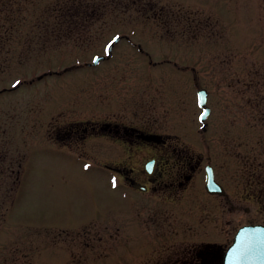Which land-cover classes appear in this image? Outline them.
Here are the masks:
<instances>
[{
	"label": "rangeland",
	"instance_id": "374dc122",
	"mask_svg": "<svg viewBox=\"0 0 264 264\" xmlns=\"http://www.w3.org/2000/svg\"><path fill=\"white\" fill-rule=\"evenodd\" d=\"M77 1L81 7L12 0V11L0 8L11 29L0 56V264H57L60 248L73 234L84 239L85 229L97 241L82 264H181L204 243L225 250L242 225H264V120L255 130L244 118L241 130L225 135L214 125L206 148L197 101L202 88L218 99L225 68L248 82L255 66L264 83V0ZM74 4L93 8L65 19L76 25L69 29L57 15ZM98 56L105 59L94 65ZM116 97L141 102L179 153L205 155L188 188L167 178L136 191L104 166L107 144L58 137L73 122L106 116ZM224 143L240 158L225 157ZM124 162L143 179L140 163ZM207 164L226 195L206 192ZM174 166L163 174L175 175Z\"/></svg>",
	"mask_w": 264,
	"mask_h": 264
},
{
	"label": "flooded vegetation",
	"instance_id": "af4514ba",
	"mask_svg": "<svg viewBox=\"0 0 264 264\" xmlns=\"http://www.w3.org/2000/svg\"><path fill=\"white\" fill-rule=\"evenodd\" d=\"M254 68L255 66H250L251 77H249L248 82L240 76L236 77L234 71L231 73L230 69L225 68L222 73L223 80L219 81L220 88L217 91L219 93L217 100L212 98L211 93L207 89V107L210 109V113L201 126L202 139L206 143V148L209 143L208 136L205 134H209L214 125H217V132L220 131L222 135H225L230 129L233 132L241 130L244 118L248 117L249 124L253 123V127L251 126L250 128L255 130L258 123L264 120V83L259 81L257 69ZM107 105L109 111L106 116L73 122L74 124L59 129L58 137L67 138L70 143H75L82 147L104 146L101 142L107 144L110 151L112 150V158L104 166H107L106 169L110 171L117 172L121 176L124 185L136 191L148 193L151 189L162 187V183H166L167 178H171L169 183L175 189L181 186L184 188L185 184V188H188L194 171L200 168L205 160V155H201L195 161L194 159L191 160L192 157H187L185 153H179L177 145L172 144L173 140L169 142L168 138L163 137L159 132L158 118L150 116L151 119L147 120V112L141 102L133 106L125 98L116 97L109 99ZM199 112L200 115L203 112L201 107H199ZM263 122L261 121V123ZM163 147L164 149H162ZM235 150L236 145L230 148L229 145L224 143L223 151L225 157H238L239 159L240 151ZM163 151L166 154V158L163 156ZM129 152L133 153L132 156H129ZM124 157H126V160ZM178 157H182L181 162H178ZM129 158L137 161V165H142V170L144 171L142 180L136 178L134 168L125 167L126 162L124 161H127V159L129 161ZM149 161L155 165V173L153 175H149L145 171L144 166ZM171 161L175 164L174 169L177 168L176 174L165 176L162 168ZM205 167L206 165L204 166V172ZM136 175L138 176V173ZM135 184L144 185L147 190L142 191L136 188ZM166 185L168 184L164 186ZM65 235L71 236L72 234ZM73 235H75L73 236L75 238L69 240V248H60L64 254L61 259L57 260V264H82L81 258H83L87 250L95 249L96 251L97 233L94 235L85 229L83 233L84 239H78L80 232ZM215 246V244L204 243L200 249L196 250L194 255H190L192 260H183L181 264H205L206 257L213 256L206 253L213 250ZM223 252L224 250L222 249L221 261Z\"/></svg>",
	"mask_w": 264,
	"mask_h": 264
},
{
	"label": "water",
	"instance_id": "95a60500",
	"mask_svg": "<svg viewBox=\"0 0 264 264\" xmlns=\"http://www.w3.org/2000/svg\"><path fill=\"white\" fill-rule=\"evenodd\" d=\"M120 40V37H119ZM118 40V42H119ZM116 42V43H118ZM114 43L110 49V53L116 44ZM100 59H94L93 64L97 65L105 57L98 56ZM208 92L206 89H201L198 91L199 106L203 108L204 119L200 121L204 122L209 113L210 109L207 105ZM201 114V115H202ZM145 171L149 175L155 173L154 163L147 162L145 164ZM206 179H205V190L209 194H217L224 196L226 191L224 187L218 183L215 179L214 168L212 165H206ZM136 188L146 191L147 187L140 184H135ZM222 264H264V225L263 224H246L241 226L234 236L233 242L224 251L222 257Z\"/></svg>",
	"mask_w": 264,
	"mask_h": 264
},
{
	"label": "trees",
	"instance_id": "16d2710c",
	"mask_svg": "<svg viewBox=\"0 0 264 264\" xmlns=\"http://www.w3.org/2000/svg\"><path fill=\"white\" fill-rule=\"evenodd\" d=\"M70 2V1H69ZM81 1H77L75 0V4L77 5V3H80ZM11 4H13L12 0H0V8L4 9L5 7H8V10L9 12L12 11V8H11ZM71 5V6H68L66 8L65 11H63L64 13L68 12L69 11V7H72L71 9H74V10H71L74 14H64V13H60L58 14L57 16L58 17H61L64 18L63 21L65 19H68V18H78L79 17V14L81 16H84L88 13L91 12V8H93L92 6H89V8H85V9H81V8H76V5ZM81 4H78L77 7H81ZM89 9V10H88ZM1 14V12H0ZM65 23H68V28L69 29H74L76 28V25L74 24V22H71V21H66L65 20ZM71 24V25H70ZM10 33H11V29L10 27H8L7 23L4 21L3 18H0V56L2 54V49H6V48H9L7 47L8 46V40H9V36H10ZM9 35V36H8ZM15 188H13V191H14ZM2 195V194H0ZM3 196V195H2ZM4 197H7L4 196ZM6 199H10V201L13 200V196L11 197H7ZM3 212H0V227L4 221V218H3ZM2 216V218H1ZM206 254H210V255H213L211 257H206L205 259V264H221V256H222V250H220L218 247H214L213 250H211L210 252H207Z\"/></svg>",
	"mask_w": 264,
	"mask_h": 264
},
{
	"label": "snow or ice",
	"instance_id": "6c2138e0",
	"mask_svg": "<svg viewBox=\"0 0 264 264\" xmlns=\"http://www.w3.org/2000/svg\"><path fill=\"white\" fill-rule=\"evenodd\" d=\"M119 40V37H116L114 38V40L108 45V47L105 49V55H109L110 54V49L111 47L113 46L114 43L118 42ZM97 60L100 59L99 57L96 58ZM21 82L20 81H16V85L14 86H17L19 85ZM204 115H206V110H205V113L201 115V119L203 120L204 119ZM87 167V165H86ZM113 186H115V181L113 182Z\"/></svg>",
	"mask_w": 264,
	"mask_h": 264
}]
</instances>
